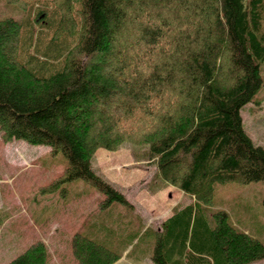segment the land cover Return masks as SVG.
<instances>
[{"label":"trees","instance_id":"obj_1","mask_svg":"<svg viewBox=\"0 0 264 264\" xmlns=\"http://www.w3.org/2000/svg\"><path fill=\"white\" fill-rule=\"evenodd\" d=\"M7 1L27 15L0 18V130L6 142L23 138L65 156V169L42 191L65 193L67 182L84 179L106 195L102 208L128 204L91 163L99 148L125 142L149 145L153 178L205 203L219 183L264 182V147L241 115L263 84L264 0ZM213 218L214 227L185 206L166 224L153 261L264 259V242L227 211ZM71 250L73 264L121 257L81 231ZM7 264H49L46 243Z\"/></svg>","mask_w":264,"mask_h":264},{"label":"rangeland","instance_id":"obj_2","mask_svg":"<svg viewBox=\"0 0 264 264\" xmlns=\"http://www.w3.org/2000/svg\"><path fill=\"white\" fill-rule=\"evenodd\" d=\"M26 15L27 10L18 3L0 0V18L14 17L24 22ZM29 51H34L31 45ZM49 51L56 54L53 50ZM261 72L262 87L256 92L253 101L241 108V115L244 128L254 143L264 147V62L261 64ZM50 149L51 146L47 144L31 143L23 138L6 142L0 130V264H7L37 240L46 243L49 264H58L56 260L59 259L67 260L66 255L61 258V252L54 250L53 245L48 243V237L55 231L51 221L61 215L59 213L66 209L68 201L70 208L75 205V209L78 208L80 212L85 204L90 205L94 197L96 200L101 196L102 199L95 205L97 211L106 197L84 179L67 182L63 185L66 187L65 193L59 189L48 193L42 191L41 188L61 174L67 165L62 153L53 155ZM91 163L97 174L123 193L136 211L140 210L144 215L143 220L137 218L139 214L134 218L130 206L119 201L112 202L111 206L98 212L87 209L79 215L87 218V223L90 221L89 225L83 224L81 232L121 255L122 260H119L120 257L113 264H156L152 257L158 238H165L167 234L164 227L159 233L158 225L170 213L169 209L178 204L177 209L191 204L198 214H204L213 227V213L225 210L237 228L264 242L263 181L219 183L213 202L205 203L188 193L178 194V190L181 191L178 187L153 178L157 162L149 156V145L125 142L115 150L99 148ZM78 183L92 186L95 196L87 193V190L83 191ZM92 214L94 217L91 218ZM101 221L103 228L97 226ZM73 222L76 225L72 220L70 227H73ZM93 223L96 225L93 226ZM77 226L72 230L76 231ZM60 230L63 231L62 227ZM68 246L70 248L71 245ZM65 248L63 242L58 247L62 251ZM126 249L130 253H123Z\"/></svg>","mask_w":264,"mask_h":264},{"label":"crops","instance_id":"obj_3","mask_svg":"<svg viewBox=\"0 0 264 264\" xmlns=\"http://www.w3.org/2000/svg\"><path fill=\"white\" fill-rule=\"evenodd\" d=\"M78 184H80V186L82 187L83 191L87 190V193H93V196H95V191H94V189H93L92 186H89L87 184H82V183H78ZM178 194H184V192L182 190L181 191L178 190ZM100 198H101V196H98L97 199L95 200V197H94V199L90 202V205L91 206L89 204H87V205L85 204L84 208L82 207L81 210H80V212H78L79 211L78 208L75 209V205L70 208L68 206V204H69V201H68L67 202L66 209L62 213H59L61 215H59L57 218L55 217L54 220L51 221V224L54 223L53 224V227L55 228V231L57 230V232L54 231V234L53 235H50V237H48V239L50 240L48 243H51V245H53V249L54 250H58L59 252H61V255H60L61 258L63 256H65V255L67 256V260H63V259H59L58 258L60 260V261L56 260V262L58 264H73L74 263V260H75L74 259V254L72 256L71 246L69 248L68 245L69 244L71 245V240H72L74 234L77 231H82L80 229L83 228V224H85V225H89L90 224V221L87 223V218L86 219L85 218H81V217H79V215L81 213L84 214L87 209L91 210L92 212H98L100 209H104L102 207H99L98 210L95 211V205H97V203L100 200ZM128 202L129 203L127 205L130 206V208L134 212V218H136V215L139 214V216L137 218H139L140 220H143L144 219V215L142 214V212L140 210H139V212L136 211L135 206L130 201H128ZM178 206H179V204L178 205H174L172 208L169 209V210H171L170 213L168 215H166L162 219L161 223L158 225L157 231L159 233H160V231H163L164 230L163 227L166 228V224L170 221V219H172L174 216H176V214H179L180 210H182L184 208V207H181V208L177 209ZM92 217H94L93 214L91 215V218ZM72 220L76 222V225L78 224V226H77L78 229L76 231L72 230L73 227L76 226L74 224V222L72 224L73 227H70V224H71ZM102 222L103 221L97 223V226H99V228H101V226L103 228L104 224ZM94 224L96 225V223H93V226H94ZM59 225L62 227V230H63L62 232L60 230L61 227H59ZM161 228L163 230H160ZM40 231H41V229H40ZM69 239H70V242H69ZM62 242H63L64 245H66V248L63 251L58 249V247L61 246V243ZM189 250L190 249H188V251ZM125 252H129V251L126 249L123 253H125ZM119 260H122V257ZM114 263H116V262H114ZM50 264H52V263L50 262ZM251 264H264V259L263 260H260V261H257V262H254V263H251Z\"/></svg>","mask_w":264,"mask_h":264},{"label":"bare ground","instance_id":"obj_4","mask_svg":"<svg viewBox=\"0 0 264 264\" xmlns=\"http://www.w3.org/2000/svg\"><path fill=\"white\" fill-rule=\"evenodd\" d=\"M191 196V195H190Z\"/></svg>","mask_w":264,"mask_h":264}]
</instances>
